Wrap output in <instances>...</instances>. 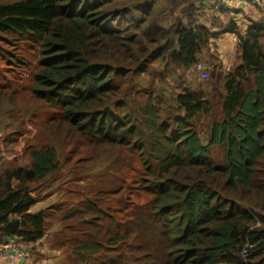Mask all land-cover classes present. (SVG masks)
Instances as JSON below:
<instances>
[{
	"label": "trees",
	"instance_id": "1",
	"mask_svg": "<svg viewBox=\"0 0 264 264\" xmlns=\"http://www.w3.org/2000/svg\"><path fill=\"white\" fill-rule=\"evenodd\" d=\"M199 12L196 0L0 2V33L40 44L33 92L61 111L52 134H74L94 152L84 158L88 202L57 208L58 220L32 208L37 188L61 170L58 148H32L30 166L3 164L1 237L36 243L58 221L52 264H264V212L259 225L251 212L264 209V19L245 30L230 19L217 32ZM227 33L238 36L233 65L218 48L208 77L180 83ZM149 72L158 81L131 83ZM135 164L143 173L130 187L149 202L133 201L111 173ZM101 168L109 184L94 173Z\"/></svg>",
	"mask_w": 264,
	"mask_h": 264
},
{
	"label": "rangeland",
	"instance_id": "2",
	"mask_svg": "<svg viewBox=\"0 0 264 264\" xmlns=\"http://www.w3.org/2000/svg\"><path fill=\"white\" fill-rule=\"evenodd\" d=\"M7 1L16 0H0V2ZM224 1L206 0L204 3V0H196L200 5L199 21L208 24L212 30L218 32V30H222L219 26L221 23L225 24L230 19H236L238 10L242 7L245 8L247 4L245 0ZM165 6L173 7L171 3L165 4ZM223 7L233 9V13L222 11ZM241 16L239 13L238 18L240 19ZM238 22L241 23V21ZM216 38L213 41L211 49H205L201 55V60L197 64V70L200 64L205 68H210L212 64L220 60L218 48L221 47V39L219 37ZM39 47L40 44L34 42L32 39H20L14 33H0V170L3 164L10 162L30 166V151L32 148L46 144L55 145L60 154L61 170L44 181L42 183L43 186L37 188L35 194L39 195L40 200L32 208L34 210L46 209L52 213V217L55 220H58V217L61 216V211L57 208L80 207L82 205L85 207V204L88 202V193L91 192L92 187L86 185L84 168L88 165V162L84 158L89 157L94 152L84 139H79L74 134L68 135L67 139L57 138L52 134L56 129V127L54 129V126L62 114L58 109L49 107L46 102L38 99L33 92V74L38 65ZM231 47L232 53L226 57L228 60L234 61L236 59V43ZM197 70L190 76L179 80V82H187L195 87L199 82L203 81V77H200V73ZM151 81L158 80L154 79L149 72L141 76H134V80L131 83L137 82L140 87L144 88ZM11 92H13V96L10 95ZM134 98L138 99L135 94ZM2 105H7L8 109ZM12 118H17L18 120L11 122ZM198 129L203 139H207L210 126L206 124L205 126H199ZM96 151L103 152L100 149H96ZM223 155L222 148H214L212 156L217 162L222 160ZM135 162L140 164L138 158ZM108 164L110 162L105 165ZM118 167L124 168L123 165H118ZM97 171L98 173L94 170V173L102 176L100 180H104V182L106 181L109 184L110 181H107L103 168ZM111 173L122 174L124 185L130 192L129 195L133 201L145 203L152 199L150 195L144 194L141 190H136L134 186L130 187V182L138 180L143 173L136 167V164L134 167L124 168L122 172L117 167H114ZM100 180L97 179L96 181ZM93 187L100 189L98 186ZM115 208H119V205L115 204ZM130 208H133V204H131ZM252 209L255 212L258 211L255 207ZM117 211L122 212V210L118 209ZM131 212L132 209L127 214ZM47 228V234L42 240L38 241L37 247L40 250L41 248L45 249V252L48 254V261L50 259L53 261L55 258L52 254L56 250L51 247L49 239L60 228V223L54 221L53 223H49Z\"/></svg>",
	"mask_w": 264,
	"mask_h": 264
},
{
	"label": "crops",
	"instance_id": "3",
	"mask_svg": "<svg viewBox=\"0 0 264 264\" xmlns=\"http://www.w3.org/2000/svg\"><path fill=\"white\" fill-rule=\"evenodd\" d=\"M224 1V0H223ZM241 1V0H239ZM246 1V7H242L238 10V15L239 13L242 15L241 16V20L238 18V15H236V20L237 21H241V25L242 28L245 30V28L255 22V21H260L264 19V0H245ZM206 2V0H204V3ZM225 2V1H224ZM236 11V10H234ZM237 12V11H236ZM235 36H237L234 33H227L221 36V47H220V51H221V60L223 61V64L225 65V67H231L234 63L233 60H228L227 59V55H229L230 53H232V47L234 43H236V48H237V41L235 40ZM234 57V56H232ZM4 108L8 109L7 105H2ZM14 120H18L17 118H12L11 122H14ZM10 122V121H9ZM38 250H40L38 248ZM42 254L44 255L42 257L41 260H37L36 256H34L29 264H52L55 260L56 257L55 255L58 254L57 251H54L52 256L55 258L53 261L50 259L48 261V254L45 252L46 250L41 248ZM60 256V254H59ZM0 264H6L5 262L2 261V259L0 258Z\"/></svg>",
	"mask_w": 264,
	"mask_h": 264
},
{
	"label": "built area",
	"instance_id": "4",
	"mask_svg": "<svg viewBox=\"0 0 264 264\" xmlns=\"http://www.w3.org/2000/svg\"><path fill=\"white\" fill-rule=\"evenodd\" d=\"M238 41V36H235ZM198 71L203 78L208 77L207 68L202 64L198 66ZM254 213L253 211H251ZM247 255L246 250L243 251ZM0 258L7 264H24L30 258V250L23 245V242L18 236H8L3 239L0 237Z\"/></svg>",
	"mask_w": 264,
	"mask_h": 264
},
{
	"label": "clouds",
	"instance_id": "5",
	"mask_svg": "<svg viewBox=\"0 0 264 264\" xmlns=\"http://www.w3.org/2000/svg\"><path fill=\"white\" fill-rule=\"evenodd\" d=\"M258 209V211H260V212H264V209H262V208H257ZM254 210V209H253ZM258 211L257 212H255V210H254V213L253 214H255L256 216H257V223H260L261 222V220L259 219V217H258V215H257V213H258ZM9 236H15V235H9ZM16 236H18V235H16ZM1 237V236H0ZM8 237V236H7ZM6 237V238H7ZM19 237V236H18ZM3 238V237H2ZM21 238V237H20ZM3 239H5V238H3ZM21 240H22V238H21ZM42 240V239H41ZM40 241V240H39ZM22 242H23V245H25L29 250H30V258H29V260H27L24 264H29V262H30V260L34 257V256H36V254L37 253H39V252H41L42 253V251L41 250H38V247H37V243L38 242H36V243H32V244H27V243H25L23 240H22ZM244 251V250H243ZM243 256L244 257H246L247 255H244V253H243ZM3 261V260H2ZM4 262V261H3ZM6 263V262H5ZM7 264V263H6Z\"/></svg>",
	"mask_w": 264,
	"mask_h": 264
}]
</instances>
